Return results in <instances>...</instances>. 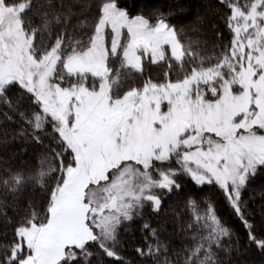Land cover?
Listing matches in <instances>:
<instances>
[{
  "label": "snow or ice",
  "instance_id": "snow-or-ice-1",
  "mask_svg": "<svg viewBox=\"0 0 264 264\" xmlns=\"http://www.w3.org/2000/svg\"><path fill=\"white\" fill-rule=\"evenodd\" d=\"M220 2L231 12L232 39L215 63L206 65L162 15L155 23L130 16L117 0H104L86 40L66 38L62 29L50 47L37 40L38 33L51 39L50 26L59 24L61 15L66 22L70 8L54 14V21L45 13L37 29L26 15L32 0H0V102L19 111L30 97L40 106L39 112L19 111V116L32 129V140L59 163L45 169L49 156L39 161L38 176L17 173L11 184L3 181L16 192L30 182L44 188L45 178L56 174L43 217L32 210L20 223L0 264H92L93 244L106 257L123 261L118 229L146 204L159 212L158 192L178 191L180 175L222 189L249 240L264 249V240L252 235L241 199L264 166V0ZM160 62L170 70L173 62L181 69L188 64L190 70L175 80L168 72L160 82L149 76L141 87L121 93L123 80L144 75L146 63ZM16 86L22 91L13 103L7 94ZM49 126L58 151L37 135H48ZM172 161L179 167H163ZM187 207L197 231L184 264H218L213 248L229 252L231 245L222 241L232 239L231 230L211 201L200 209L190 198ZM143 228L156 243L135 251L157 258L166 248L155 228Z\"/></svg>",
  "mask_w": 264,
  "mask_h": 264
},
{
  "label": "trees",
  "instance_id": "trees-1",
  "mask_svg": "<svg viewBox=\"0 0 264 264\" xmlns=\"http://www.w3.org/2000/svg\"><path fill=\"white\" fill-rule=\"evenodd\" d=\"M103 2L104 0H32V8L26 12V15L31 20L32 26L40 29L45 13L47 19L54 21V14H66L69 8L71 9L66 22L61 15L59 24L52 23L51 39L47 32L43 36L38 33L37 40L50 47L62 29L66 38L68 35H74L76 38L86 40L91 35ZM242 2L248 3L251 0H242ZM117 3L118 6L126 9L130 16L143 15L152 23L162 15L176 27L181 42L186 47L191 45L192 52L198 53V58H205L206 65L215 63L214 58L220 55V49L230 45L232 33L227 20L231 12L220 0H117ZM188 70H190L188 64L181 69L173 62L170 70L165 62L146 63L144 75L132 73L123 80L120 91L123 93L131 87H141L149 76L153 81L160 82L165 79V72H168L169 78L175 80ZM21 91L16 86L7 95L15 103ZM19 111L27 114L32 111L39 112L41 109L39 105L32 104L31 98L27 97L19 105ZM19 111H12L0 102V259L5 256L6 247L17 240L15 230L20 223L29 218L32 210L43 217L48 206L49 191L56 181V174L52 173L45 178L44 188L30 182L16 192L6 188L3 181L8 180L11 184V175L17 173L26 178L38 176L39 161L49 156L51 159L44 165L45 169L48 164L59 167L55 157L41 144L32 140L30 135L32 129L21 119ZM9 116L11 120L7 118ZM21 129H26L24 135H21ZM46 131L48 135L40 133L37 135L41 136L43 145L57 148L58 151L59 148L52 139L51 127H47ZM70 160L71 156H66L65 164ZM163 167L178 168L179 165L172 161ZM177 182L181 188L163 194L159 212H153L151 206L145 205L138 217L120 226L117 251L123 261L106 257L93 244L91 245L92 264H125V262L126 264H184L188 255L187 249L193 247L191 236L197 231L187 207L190 198L199 202L200 209L205 208V201H211L217 215L232 232L231 240L225 238L222 241L223 246L231 245L229 252L213 248L218 264H264V249L258 248L256 243L249 240L248 230L230 206L222 189L215 184L199 186L186 175L178 176ZM241 199L246 203L245 219L253 225L252 235L258 240H264V166H259L256 175L250 178ZM144 224L157 230V235L166 248V251L161 249L157 258H144L135 251L136 248L146 249L148 243H156L150 232L143 228ZM189 224H193L191 229L188 228Z\"/></svg>",
  "mask_w": 264,
  "mask_h": 264
},
{
  "label": "rangeland",
  "instance_id": "rangeland-1",
  "mask_svg": "<svg viewBox=\"0 0 264 264\" xmlns=\"http://www.w3.org/2000/svg\"><path fill=\"white\" fill-rule=\"evenodd\" d=\"M166 49H167V46H166ZM169 55H170V52L168 53ZM166 168V167H165ZM172 168H174V167H172ZM155 175V174H154ZM187 176V175H186ZM187 177H189V176H187ZM190 178V177H189ZM167 191L166 190H161V191H159L158 192V194L161 196V199H162V196H163V194L164 193H166ZM146 205H149V206H151L150 204H146ZM118 232H119V229H118Z\"/></svg>",
  "mask_w": 264,
  "mask_h": 264
}]
</instances>
